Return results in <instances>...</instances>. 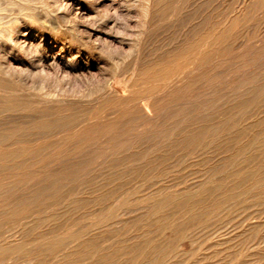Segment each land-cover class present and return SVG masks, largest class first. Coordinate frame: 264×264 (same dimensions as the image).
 <instances>
[{"label": "rangeland", "instance_id": "rangeland-1", "mask_svg": "<svg viewBox=\"0 0 264 264\" xmlns=\"http://www.w3.org/2000/svg\"><path fill=\"white\" fill-rule=\"evenodd\" d=\"M29 1L31 2L27 3V5L31 4V12L29 10L26 12L23 11L27 13L26 18H24L25 14L22 11L18 14L20 5L12 6L10 9L7 8V10L4 11L5 14H3L4 12L1 13L3 17L1 16L0 28L3 29L4 25L9 22L12 28L15 27L13 29L17 30V28H19L17 30L18 33L14 35L16 40L14 41L16 46L14 50L15 53L19 55L17 56L18 59H20L22 55V58L30 57L29 55L32 56V54H34L33 52L37 51L39 48L47 52L48 55L51 54V56H55L56 58L54 61L56 62L49 59L47 63L48 67L47 65H44V67L42 66V70L44 71L37 69L32 73V76H22L20 68L16 65L17 61L10 55V46L1 43L0 49H2V51L0 50V64L6 67H12V71L16 70L13 71L16 78L11 77L10 87L22 88L28 92V95L30 94V97L33 96L30 92L36 93L39 89L38 87H42L44 92L51 96L54 95L53 97L56 99L63 100V103H58L57 105L53 104L54 107H51V104L44 106L42 104L38 108L40 111L33 110L35 113L40 112V115L38 113L36 115L33 113V116V114H30L31 112H29V110H26V113L24 109L22 110V106L26 104L29 98V96L28 98L25 96L26 94H24L26 101L24 98H21L23 95L21 94L19 96L20 99L19 97H14V99L13 97L9 98L8 100L10 103L8 100L5 102L4 100L6 99L0 97L4 99L3 102H5L1 103L2 100L0 99V109H2L0 111V169H2L1 166L3 167V169L0 170V264H39L41 262V264H104L108 261L112 262L107 264H147L152 259V256L150 257L149 254L145 255L143 259L135 256L133 260H130L129 256L134 251L137 252V250H142L143 247L148 244L153 245L155 243L156 245L161 244L163 246L175 243L174 246H177L175 248L176 253L174 252V255L167 254V258H165L161 264H168L170 262V264H183V261L184 264H240L241 261V264H259L258 258H262V256L263 260H261V262L264 263V238H262L264 237V223H262L264 222V211H262L264 210V191H262L264 188V178H262L264 177L262 176L264 175V166L262 165L264 164V159L260 156V152L264 149V125H261L264 124V0H148L149 2L147 0ZM146 1L150 3V5L152 4V6H147ZM19 4L25 7L27 6L24 5V3ZM160 5H162L161 8ZM29 16L32 18H29ZM12 19L16 22L14 20L12 22ZM21 32H26L30 35L21 38L20 36L23 34ZM24 39L27 40L23 43ZM19 45L21 49L17 48ZM36 46L37 48L35 50ZM193 46L195 48L194 50ZM28 48H31V51H27L24 56L23 51H26ZM207 60H209L210 63L206 62ZM13 65L17 67V69L15 67L14 69ZM36 72L39 74L37 75ZM17 74L20 78L24 77L20 82L17 81ZM38 76L40 79H38ZM125 78H130L129 80L126 79V81L128 80L127 85L130 86V88L124 85L126 83L124 80ZM35 83L38 86H36ZM42 84H44L45 87ZM26 85H28V87ZM31 87L37 88V90L31 91ZM55 89L58 90L56 91ZM59 90H61V92ZM103 92L106 97H104ZM110 93L113 97L109 95ZM117 94H119V97L116 98V96H118ZM127 95L135 98L128 99ZM145 96L147 98H145L146 100L143 98ZM33 97L35 98V96ZM124 98H126V100H124ZM111 99V102H113L112 105H110L111 103L109 104ZM101 100H106V102L104 103V101L102 102ZM11 101H14L15 104L13 105ZM94 101L96 102L94 103ZM22 102L25 103L22 105ZM18 103L22 106H19ZM140 103L148 104V110L150 109L152 113L146 115ZM7 105L12 107L8 108ZM63 105H65L64 108H62ZM103 105L105 106L104 108ZM13 107H17L21 109V111L16 110V112L15 109L17 108ZM71 107L73 108L71 109ZM132 107L134 108L132 109ZM61 108L63 112L60 111ZM65 108L68 110H65ZM131 109L133 114H131ZM7 110L8 112H6ZM13 110L15 112L14 114ZM87 110H91L89 111L90 114ZM10 111L11 114L9 113ZM248 112L251 116L247 117L246 115H248ZM20 113L22 115L24 114V117H21L22 115ZM143 113L146 116L143 115ZM254 113L256 114L255 117L253 116ZM259 113L260 115H258ZM14 115L16 117L18 115V117L16 118ZM30 115H32V117ZM37 116H42L44 122L40 119L41 117L37 118ZM91 117L94 119V122ZM14 118H16L17 121H14ZM26 118L36 119L33 121L35 124H26L22 126L20 122L22 120H27ZM147 118H149V120H147ZM257 118H260L259 120L261 121ZM101 120L102 122H100ZM36 121H38L37 124ZM39 121L42 123H39ZM85 121L86 124H89H87L88 126H85ZM109 121L115 124H111ZM249 121H251V123ZM92 122L95 123L97 128H104H99V130H97L94 124V126H91ZM116 122H119V124L117 125ZM67 123H70L69 125L71 127L68 128L69 125ZM104 123L107 124L104 125ZM127 123L129 126H125ZM109 124L111 125L107 126ZM44 125L45 127L42 128ZM252 125L253 127L255 126L254 129ZM65 126L67 129L64 128ZM248 126L251 127L252 129H250L253 131L248 129ZM19 127L20 130L18 129ZM41 128L43 130H41ZM117 128L118 130H116ZM259 129H263V131ZM84 130L89 133H85ZM193 130H195V132H193ZM239 130L241 134H239ZM189 131H192V133ZM59 132L61 133L59 134ZM197 132H199L198 135ZM11 133L15 136H11ZM32 133H35V136ZM90 133L91 136H88ZM229 133L233 134L229 135ZM258 133L261 134L258 136ZM253 134H256L254 137L255 139L253 138ZM16 136L18 138L20 137V139L17 140ZM101 136H103L102 138L104 139H102ZM27 137L30 138V140L27 139ZM37 137L38 141H36ZM190 137H194L198 142V146L194 150L188 149V143L186 144V140H189L188 138ZM12 138H15L13 140L16 141V143ZM34 139L36 140L33 141ZM86 139H88V141ZM101 139L104 140L102 141L103 144L101 143ZM242 139L246 142L244 143ZM246 139H249L251 142L249 143V140ZM6 140L11 142L6 143ZM65 140H69V143L65 142L62 144ZM109 140L114 143L111 144ZM226 140L230 142L227 144ZM240 141L241 143H239ZM257 141L261 143V146ZM215 142H217V145ZM247 142L249 145L254 142L252 146L250 145L251 148ZM25 144L29 148L26 149V146H24ZM86 144L88 145L86 146ZM93 144H95V147ZM208 144H211L212 147ZM228 145L232 147L230 148ZM241 145H244V147L246 146L245 150ZM104 146H107V148H104ZM259 146L262 148L261 150ZM21 147H23L22 151ZM183 147L186 148L187 156ZM204 148L206 151L203 150L204 152H201V149ZM220 148L222 153L219 152ZM252 148H254V151L257 150L253 152ZM71 152L75 155H72ZM78 152L80 153L77 155L76 153ZM210 152L212 154H209ZM223 152L225 156L222 157ZM70 154L74 157H71ZM192 154H194V156H192ZM10 155L13 158H11ZM190 155L193 159L190 158L188 161L187 159L189 158L187 157H191ZM243 155L252 156L253 158L252 162L246 166V170L253 169L255 166L258 167L259 164L261 165L259 167L263 168V173L260 176L261 178L259 177L257 181L258 183L261 181L260 184L263 182V188L262 190H256L255 188L251 191L252 194L251 192L247 194V197L249 196L250 198L249 201L246 195L244 197L241 195L240 197L238 196L240 201H237L230 210L227 209V205L224 204L221 205V208L217 201L220 199L223 192H220L221 194L215 193V197L214 193L211 192L212 188L217 183L222 185L223 190H229L231 188L229 185H232L231 182L234 177L228 178L227 171L232 168L236 169V167H232L233 165L231 166L228 159L240 160L241 157H244ZM228 156L229 158L227 159L226 157ZM183 158L187 159L184 160ZM182 160H184L185 163ZM220 160L223 161L220 163ZM227 160L228 162L226 163ZM258 160L260 161L259 164ZM206 163L208 164L207 168L209 170L205 168V165H207ZM148 164L151 166H146ZM188 164L192 165L189 166ZM195 166H197V168ZM183 167L184 171L182 170ZM189 167H191L192 170ZM10 168L12 170L14 168L16 173H13ZM28 168L32 170L35 168L33 171L34 173ZM23 169H27L29 172L25 170V173ZM37 169H40L39 171L41 174ZM114 169L118 171H113ZM237 169L242 170V168ZM7 170L9 174L5 175L7 173L4 174L3 171ZM17 170H21L22 172L20 171V173ZM95 170L98 171L96 172ZM135 171H137L138 174L135 173ZM165 171L170 173L165 174ZM23 172L25 174H23ZM218 177L221 180H217L219 179ZM210 178L214 179L210 181ZM146 180H149V184ZM245 181L242 185L238 186L240 188L237 187L239 190L236 189L237 193H241L243 187H247L251 184L250 180H247L248 182ZM205 183H207V185ZM202 184L204 187H201ZM122 185L123 187H121ZM111 188L114 190V194ZM117 189H120L121 192ZM131 189L133 191H131ZM260 191L262 192L260 193ZM194 193L199 195H195ZM211 195H214L213 199ZM102 196H107V199ZM188 197L192 200L194 199L195 201H193L197 203H194L195 205L191 206L190 209H192V207H196V209L194 208L190 211V209H188L189 207H187V210L185 209V211H183V209L180 210L179 207L177 208L176 204L178 201ZM200 198H202L203 204L201 201L199 202V200H201ZM207 198H210L208 199L209 203L207 202ZM250 200H252V202H250ZM157 204H160V206ZM206 204L208 205L206 206ZM242 206L245 207V211L240 209ZM159 208L161 210H159ZM217 208L222 210L220 211ZM174 210L178 212V215ZM232 210L234 211L231 212ZM186 211H194L197 215H200V217H195L190 220L186 217ZM203 211L205 212L203 213ZM255 212L260 213L259 217L249 220V217ZM262 212L263 214H261ZM179 213L182 214L180 215ZM147 214L150 216L152 215L151 219H147L150 218ZM247 215L249 216L247 217ZM161 216L162 218H159ZM171 217L175 218L172 220ZM159 219L163 220L164 224L156 225V223H154ZM170 220L171 223L168 222ZM177 220L184 225H182V223L180 225ZM175 221L179 223V225L175 224ZM256 221L259 222L258 224L262 225L259 234V238L261 239L258 245V253H260L261 257L258 258L254 256L255 250L252 249L253 241L249 239L248 233H244L248 226L247 223H255ZM134 222L135 224H133ZM166 224H169L168 228ZM227 224L229 225L227 226ZM120 225L121 227H119ZM164 227L165 229H163ZM173 227L180 228L181 231L183 230L182 238L173 233ZM239 230L240 232L238 233ZM192 235L194 236L192 237ZM194 237L195 239L197 238V240H194ZM158 238L160 241H156ZM175 239L177 242L174 241ZM242 239H245L246 242L241 246L233 243L234 240L240 241ZM187 240H189V242H187ZM181 241L184 244L181 243ZM142 243L144 245L147 244L144 246ZM222 243H224V245ZM231 243L233 244L231 245ZM262 246L263 248H261ZM225 247H227V249ZM121 249H123V251ZM193 249L195 250L193 251ZM16 251L19 253L17 254ZM197 251L199 253L196 254ZM212 257L214 258L211 259ZM108 258L113 260H108ZM183 258L185 260H183ZM175 259L179 262L177 263ZM94 261H96V263Z\"/></svg>", "mask_w": 264, "mask_h": 264}, {"label": "bare ground", "instance_id": "bare-ground-1", "mask_svg": "<svg viewBox=\"0 0 264 264\" xmlns=\"http://www.w3.org/2000/svg\"><path fill=\"white\" fill-rule=\"evenodd\" d=\"M33 1H34V0H33ZM147 1H148V0H147ZM147 1H146L147 6H148V5H149V6H152V4L150 5V3H147ZM149 1H150V0H149ZM149 1H148V2H149ZM30 2H31V1H29V0H0V21L2 20V17H3V15H2L1 13H3L4 11H6L7 8L10 9V7L15 6V5H16V6H17V5H18V6L20 5V7H19L20 9L18 10V11H19L18 14L21 13V11H22V12H23V11L26 12L27 10H29V11L31 12V10H30V8H31V4H28V5H27V3H30ZM3 3H4V4H3ZM19 3H24V5H27L29 8H28L27 6H26V7H25V6H22V5L19 4ZM54 3H55V2H54ZM144 3H145V2H144ZM2 4H3V5H2ZM56 5H57V4H56ZM2 6H4V7H2ZM57 6H58V5H57ZM154 6H155V5H154ZM154 6H153V8H154ZM161 6H162V5H160V8H161ZM37 7H38V6H37ZM54 7H55V6H54ZM151 8H152V7H151ZM148 9H149V8H148ZM154 9H155V8H154ZM155 10H156V9H155ZM155 10H154V11H155ZM11 11H13V10H11ZM157 11H158V10H157ZM9 12H10V11H9ZM147 12H148V11H147ZM149 12H150V11H149ZM158 12H159V11H158ZM15 13H17V12H15ZM23 13H24V12H23ZM3 14H5V12H4ZM24 14H25V17H24V18H26V14H27V13H24ZM11 15H12V14H11ZM22 15H23V14H22ZM43 15H44V14H43ZM145 15H146V14H145ZM1 16H2V17H1ZM4 17H5V16H4ZM11 17H12V16H11ZM17 18H18V17H17ZM17 18H15V19H17ZM29 18H32V17L29 16ZM33 18H34V17H33ZM9 20H10V19H9ZM13 20H14V19H12V22H13ZM14 21H15V20H14ZM32 21H33V20H32ZM34 21H36V20H34ZM15 22H16V21H15ZM22 22H23V21H22ZM1 23H2V22H1ZM0 25H1V24H0ZM2 26H3V25H2ZM16 26H17V25H16ZM13 28H15V27H13ZM13 28L11 27L10 22L7 23V24H5L4 27H3V29L0 28V29H1V30H0V44H1V43H4V44H7L8 46H10V47H9V48H11L10 55H11V57H13L14 60L17 61V62H16V65L20 68V70H21V71H20L21 75H22V76H25V77H28V76H30V75L32 76V73H33L35 70H37V69H41V71H44V70H42V66L44 67V65H47L49 59H50V60L52 59V60L54 61V59H55L56 57L53 56V55L51 56V54L48 55L47 52H45L44 50L39 49V48H38L37 51H35L36 48H37V46H36V47H35V50H34L35 52H33L34 54H32V56L29 55L30 57H26V58L23 57V58H22V56H23V55H22V56H20L21 58L18 59L17 56H19V55H18L17 53H15V50H14L15 47H16V46H15V42H14V41H16L15 38H14V35H15L16 33H18L17 30H18L19 28H17V30H16V29H13ZM54 29H55V28H54ZM212 30H214V29H212ZM27 32H28V31H27ZM194 32H195V31H194ZM21 33H23V32H21ZM19 34H20V33H19ZM189 34H190V33H189ZM203 34H204V33H203ZM29 35H30L29 33H26V32H25V33H23L20 37L22 38V37H26V36H29ZM187 36H188V33H187ZM26 40H27V39H24V40H23V43H24ZM29 40H30V39H29ZM195 40H196V39H195ZM19 41H22V40H19ZM19 41H17V42H19ZM181 41H182V40H181ZM17 42H16V43H17ZM19 44H20V43H19ZM21 44H22V43H21ZM25 44H26V43H25ZM28 45H29V44H28ZM167 45H168V44H167ZM178 45H179V44H178ZM3 46H4V45H3ZM24 46H25V45H24ZM26 46H27V45H26ZM29 46H30V45H29ZM29 46H27V47H29ZM33 46H34V45H33ZM22 47H23V46H22ZM31 47H32V46H31ZM0 48H1V46H0ZM17 48H20V45H19V47H17ZM32 48H33V47H32ZM61 48H62V47H61ZM20 49H21V48H20ZM25 49H26V48H25ZM30 49H31V48H30ZM30 49L28 48L26 51H23L24 56L26 55V52H27V51H31ZM194 49H195V48H194V46H193V50H194ZM0 50L2 51V49H0ZM22 50H23V49H22ZM191 50H192V48H191ZM193 50H192V51H193ZM5 51H6V50H5ZM192 51H191V52H192ZM20 52H21V51H20ZM24 52H25V53H24ZM2 53H4V52H2ZM6 54H7V53H6ZM6 54H5V55H6ZM21 54H22V53H21ZM21 54H20V55H21ZM3 55H4V54H3ZM3 55H2V56H3ZM205 55H206V54H205ZM8 56H9V55H8ZM8 56H7V57H8ZM73 56H74V55H73ZM73 56H72V57H73ZM207 56H208V54H207ZM69 57H70V56H69ZM69 57H68V59H69ZM208 57H209V56H208ZM208 57H207V58H208ZM1 58H2V57H1ZM70 58H71V57H70ZM74 58H75V57H74ZM74 58H73V59H74ZM204 58H205V57H204ZM209 59H210V58H209ZM75 60H76V59H75ZM135 60H136V59H135ZM204 60H205V59H204ZM65 61H66V60H65ZM68 61H69V60H68ZM54 62H56V61H54ZM75 62H76V61H75ZM206 62H209V63H210L209 60H207ZM49 63H50V61H49ZM51 63H52V62H51ZM68 63H69V62H68ZM70 63H71V61H70ZM73 63H74V61H73ZM209 63H208V64H209ZM53 64H54V63H53ZM205 64H206V63H205ZM49 65H50V64H49ZM55 65H56V64H55ZM57 65H59V64H57ZM76 66H77V65H76ZM196 66H197V65H196ZM206 66H207V65H206ZM14 67H15V66L13 65V68H14ZM47 67H48V65H47ZM50 67H51V66H50ZM59 67H60V66H59ZM65 67H66V66H65ZM15 68L17 69V67H15ZM15 68H14V69H15ZM57 68H58V67H57ZM189 68H190V67H189ZM189 68H188V69H189ZM60 69H61V68H60ZM60 69H59V70H60ZM70 69H71V68H70ZM192 69H193V68H192ZM190 70H191V69H190ZM13 71H16V70H13ZM13 71H12V67H6V66L0 64V97H3V98L6 99V100H4V99H1V98H0V99L2 100L1 103H5V102H7V100H8L9 98H11V97H13V99H14V97H19L21 94H23V95H22L23 97L21 96V98H24L25 96H27V98H28V96H29V98L27 99V101H26V99L24 98V100L26 101V104H24L25 102H24V103L22 102V105L24 104L23 106H22L21 104L19 105V103H18V105H19V106H22V110L24 109V112H25L26 110H27V111L29 110V112H31L30 114L35 113V112H33V110H34V111H40V110H38V108H39V106L42 105V104H43V106H44V105H50V104H51V107H52L53 104L57 105L58 103H59V104H62V103H63V100L61 101L60 99H56V98L53 97L54 95L51 96V95H49L48 93L44 92L42 87H38V88H39L38 90H37V88H34V87H33V88H32V87L30 88L31 91H34V90L36 91V90H37L36 93H35V92H34V93H33V92H30V93L33 94V96H35V98H34L33 96L30 97V94L28 95V92L25 91V90L22 89V88H19V87H17V86H16L17 88H15V87H14V88H13V87H10V86H11V79H12L11 77H15V76H14L15 73H13ZM49 71H50V70H49ZM113 71H115V70H113ZM192 71H193V70H192ZM140 72H141V71H140ZM140 72H139V73H140ZM189 72H190V71H189ZM36 73H37V72H36ZM41 73H44V72H41ZM73 73H74V72H73ZM34 74H35V73H34ZM38 74H39V73H37V75H38ZM44 74H45V73H44ZM58 74H59V73H58ZM140 74H141V73H140ZM188 74H189V73H188ZM130 75H131V73H130ZM176 75H177V74H176ZM176 75H175V76H176ZM17 76H18V74H17ZM22 76H21V77H22ZM35 76H36V74H35ZM127 76H128V75H127ZM161 76H162V75H161ZM66 77H67V76H66ZM15 78H16V77H15ZM23 78H24V77L20 78V77L18 76V77H17V79H18L17 81L20 82V80L23 79ZM31 78H32V77H31ZM162 78H163V77H162ZM172 78H173V77H172ZM181 78H182V75H181ZM38 79H40L39 76H38ZM112 79H113V78H112ZM126 79L129 80L130 78H125L124 80L126 81ZM175 79H177V78H175ZM179 79H180V78H179ZM8 80H9V81H8ZM128 80H127L126 83L124 84V85H126V87L128 86V85H127ZM14 81H15V80H14ZM130 81H131V80H130ZM21 82H22V81H21ZM23 82H24V80H23ZM39 82H40V81H39ZM9 83H10V84H9ZM17 83H18V82H17ZM24 83L26 84V82H24ZM121 83H122V81H121ZM121 83H120V84H121ZM8 84H9V85H8ZM20 84H21V83H20ZM25 84H24V85H25ZM35 84H36V83H35ZM39 84H40V83H39ZM113 84H114V83H113ZM131 84H132V83H131ZM216 84H217V83H216ZM15 85H16V84H15ZM29 85H30V84H29ZM42 85H44V84H42ZM90 85H91V84H90ZM121 85H122V84H121ZM21 86H22V85H21ZM26 86L28 87V85H26ZM36 86H38V85L36 84ZM39 86H41V85H39ZM110 86H111V85H110ZM27 87H26V89H27ZM44 87H45V85H44ZM108 87H109V86H108ZM128 87L130 88V86H128ZM251 87H252V86H251ZM105 88H106V87H105ZM55 90H56V89H55ZM57 90H58V89H57ZM57 90H56V91H57ZM106 90H107V89H106ZM106 90H105V92H106ZM122 90H123V89H122ZM182 90H183V89H182ZM59 91L61 92V90H59ZM119 91H120V90H119ZM119 91H118V92H119ZM109 92H110V91H109ZM118 92H116V93H118ZM147 92H148V91H147ZM149 92H150V91H149ZM151 92H152V91H151ZM58 93H59V92H58ZM93 93H94V92H93ZM103 93H104V92H103ZM111 93H112V92H111ZM111 93L109 94L110 96H112ZM116 93H115V94H116ZM125 93H126V92H125ZM141 93H142V92H141ZM24 94H26V95L24 96ZM95 94H96V93H95ZM107 94H108V93H107ZM112 94H113V93H112ZM186 94H187V93H186ZM117 95H118V96H116V98L119 97V94H117ZM148 95H149V94H148ZM85 96H87V95H85ZM91 96H92V95H91ZM100 96H102V95H100ZM127 96H128V95H127ZM149 96H150V95H149ZM149 96H148V97H149ZM191 96H192V95H191ZM55 97H56V96H55ZM88 97H89V96H88ZM97 97H98V96H97ZM104 97H106V96H105V93H104ZM112 97H113V96H112ZM112 97H111V98H112ZM121 97H122V96H121ZM124 97H125V96H124ZM186 97H187V96H186ZM98 98H99V97H98ZM98 98H97V101H98ZM102 98H103V97H102ZM122 98H123V97H122ZM129 98H133V99H134L135 97H133V96H132V97H129V96H128V99H129ZM138 98H139V97H138ZM140 98H142V97H140ZM143 98L145 99L146 96L143 97ZM143 98H142V99H143ZM151 98H152V97H151ZM17 99H18V98H17ZM19 99H20V97H19ZM89 99H91V98H89ZM95 99H96V98H95ZM109 99H110V98H109ZM114 99H115V98H114ZM119 99H120V98H119ZM146 99H147V98H146ZM146 99H145V100H146ZM148 99H149V98H148ZM3 100H4L5 102H3ZM21 100H22V99H21ZM80 100H81V99H80ZM92 100H93V97H92ZM99 100H100V98H99ZM106 100H107V99H106ZM106 100H105V101L103 100L104 103L106 102ZM124 100H126V98H124ZM131 100H132V99H131ZM131 100H130V101H131ZM139 100H140V99H139ZM204 100H205V99H204ZM14 101H15V100H14ZM14 101H11V102L13 103V105L15 104ZM101 101H102V100H101ZM103 101H102V102H103ZM108 101H109V100H108ZM108 101H107V103H108ZM111 101H112V99L109 101V104L111 103L110 105H112V103H113V102H111ZM113 101H114V100H113ZM130 101H129V102H130ZM135 101H136V100H135ZM150 101H151V100H150ZM150 101H149V102H150ZM8 102H9V100H8ZM66 102H67V101H66ZM91 102H93V101H91ZM95 102H96V101H94V103H95ZM115 102H116V101H115ZM117 102H118V101H117ZM123 102H124V101H123ZM132 102H133V100H132ZM147 102H148V101H147ZM1 103H0V105H1ZM9 103H10V102H9ZM12 103H11V104H12ZM77 103H78V102H77ZM100 103H101V102H100ZM125 103H126V102H125ZM127 103H128V100H127ZM133 103H134V102H133ZM6 104H8V103H6ZM70 104H71V103H70ZM85 104H86V103H85ZM114 104H115V103H114ZM140 104L142 105V109L144 110V112L146 113V115L149 114V113H152V112H150V109L148 110V106H147L148 104H147V105H146V103H143V104L140 103ZM94 105H95V104H94ZM104 105H105V104H104ZM104 105H103V108L105 107ZM106 105H107V104H106ZM7 106H8V105H7ZM7 106H6V107H7ZM9 106H10V104H9ZM9 106H8V108H11V107H12V106H11V107H9ZM16 106H17V105H16ZM64 106H65V105H63L62 108H64ZM89 106H90V105H89ZM101 106H102V105H101ZM114 106H115V105H114ZM114 106H112V107H114ZM130 106H131V105H130ZM153 106H154V105H153ZM6 107H5V108H6ZM53 107H54V106H53ZM68 107H69V106H68ZM98 107H99V105H98ZM108 107H109V106H108ZM13 108H17V107H13ZM13 108H12V109H13ZM20 108H21V107H20ZM44 108H45V107H44ZM44 108H43V109H44ZM62 108H61V109H62ZM66 108H67V107H66ZM66 108H65V110H68V109H66ZM72 108H73V107H71V109H72ZM110 108H111V107H110ZM126 108H127V107H126ZM126 108H125V110H126ZM133 108H134V107H132V109H133ZM6 109H7V108H6ZM47 109H48V108H47ZM51 109H52V108H51ZM61 109H60V111L63 112V109H62V110H61ZM90 109H91V108H90ZM92 109H94V108H92ZM114 109H115V108H114ZM132 109H131L130 111H132ZM139 109H140V108H139ZM1 110H2V109H0V111H1ZM16 110H20V111H21V109H18V108L15 109V111H16ZM45 110H46V109H45ZM58 110H59V109H58ZM65 110H64V112H65ZM137 110H138V109H137ZM20 111H19V112H20ZM42 111H44V110H42ZM56 111H57V110H56ZM76 111H77V110H76ZM87 111H88V110H87ZM89 111H91V110H89ZM89 111H88V112H89ZM92 111H93V110H92ZM134 111H135V109H134ZM154 111H156V110H154ZM248 111H249V110H248ZM261 111H262V110H261ZM6 112H8V110H7ZM16 112H17V111H16ZM24 112H22V113H24ZM47 112H48V111H47ZM57 112H58V111H57ZM57 112H56V113H57ZM67 112H68V111H67ZM69 112H70V111H69ZM88 112H87V113H88ZM135 112H136V111H135ZM2 113H3V111H2ZM9 113L11 114V111H10ZM14 113H15V112H14V110H13V114H14ZM25 113H26V112H25ZM37 113L39 114L40 112H37ZM37 113H35V115H36ZM56 113H55V114H56ZM91 113H92V112H91ZM130 113H131V112H130ZM153 113H154V112H153ZM155 113H156V112H155ZM243 113H244V112H243ZM251 113H252V112H251ZM256 113H257V112H256ZM13 114H12V115H13ZM20 114H21V113H20ZM46 114H47V113H46ZM50 114H51V113H50ZM53 114H54V113H53ZM53 114H52V115H53ZM69 114H70V113H69ZM89 114H90V112H89ZM92 114H93V113H92ZM92 114H91V115H92ZM131 114H133V111H132ZM134 114H135V113H134ZM246 114H247V113H246ZM263 114H264V113H263ZM263 114H262V115H263ZM21 115H22V114H21ZM23 115H24V114H23ZM23 115H22L21 117H24ZM39 115H40V114H39ZM64 115H65V114H64ZM84 115H85V114H84ZM86 115H87V114H86ZM91 115H90V116H91ZM140 115H141V114H140ZM140 115H139V117H140ZM143 115H145V114L143 113ZM143 115H142V116H143ZM146 115H145V116H146ZM149 115H150V114H149ZM255 115H256V114L254 113L253 116L255 117ZM258 115H260V113H259ZM262 115H261V116H262ZM6 116H7V115H6ZM26 116H27V115H26ZM30 116L32 117V115H30ZM33 116H34V114H33ZM59 116H60V115H59ZM88 116H89V115H88ZM88 116H87V117H88ZM92 116H94V115H92ZM96 116H97V115H96ZM129 116H130V115H129ZM133 116H134V115H133ZM178 116H179V115H178ZM246 116L248 117V116H251V115H250V113L248 112V115H246ZM261 116H260V117H261ZM263 116H264V115H263ZM10 117H11V115H10ZM14 117H16V116L14 115ZM17 117H18V115H17ZM17 117H16V118H17ZM38 117H41L40 119H41L42 121L44 120V118H43L42 116H37V118H38ZM46 117H47V116H46ZM46 117H45V118H46ZM50 117H51V116H50ZM55 117H56V116H55ZM84 117H86V116H84ZM94 117H95V116H94ZM106 117H107V116H106ZM116 117H117V116H116ZM148 117H149V116H148ZM243 117H245V116H243ZM257 117H259V116H257ZM1 118H2V117H1ZM16 118H14V121H17ZM19 118H20V117H19ZM19 118H18V119H19ZM33 118H35V117H33ZM33 118H31V119H27V118H26L27 120H25V121L22 120L21 122H20V121H19V122H20V124H21L22 126H24V125H26V124H27V125H32V124H35L33 121L36 120V119L33 120ZM42 118H43V119H42ZM47 118H48V117H47ZM63 118H64V117H63ZM89 118H90V117H89ZM97 118H98V116H97ZM97 118H95V119H97ZM100 118H102V117H100ZM124 118H125V117H124ZM130 118H132V117H130ZM251 118H252V117H251ZM251 118H250V119H251ZM262 118H263V117H262ZM12 119H13V118H12ZM22 119H24V118H22ZM53 119H54V118H53ZM83 119H85V118H83ZM91 119H92V117H91ZM91 119H89V120H90V121L93 120V122H94V119H92V120H91ZM117 119H119V118H117ZM120 119H121V118H120ZM142 119H143V118H142ZM144 119H145V118H144ZM150 119H151V118H150ZM243 119H245V118H243ZM243 119H242V120H243ZM247 119H249V118H247ZM257 119H258V118H257ZM259 119H260V118H259ZM259 119H258V120H259ZM5 120H6V119H5ZM5 120H4V121H5ZM9 120H10V119H9ZM37 120H38V119H37ZM46 120H47V119H46ZM54 120H55V119H54ZM56 120H57V119H56ZM98 120H99V119H98ZM98 120H97V122H98ZM104 120H105V119H104ZM106 120H107V119H106ZM115 120H116V119H115ZM133 120H134V119H133ZM140 120H141V119H140ZM145 120H146V119H145ZM147 120H149V118H147ZM263 120H264V119H263ZM10 121H11V120H10ZM57 121H59V120H57ZM83 121H84V120H83ZM86 121H87V120H86ZM86 121H85V126L88 124V123L86 124ZM95 121H96V120H95ZM125 121H126V120H125ZM136 121H137V119H136ZM143 121H144V120H143ZM244 121H245V120H244ZM247 121H248V120H247ZM259 121H261V120H259ZM1 122H2V121H1ZM19 122H17V123H19ZM40 122H41V121H39V123H40ZM43 122H44V121H43ZM93 122H92L91 126H92L93 124L95 125V123H93ZM97 122H96V123H97ZM100 122H102V120H101ZM109 122L111 123V121H109ZM109 122H107V123H109ZM181 122H182V121H181ZM245 122H246V121H245ZM245 122H244V123H245ZM249 122L251 123V121H249ZM2 123H3V122H2ZM10 123H11V122H10ZM13 123H14V122H13ZM37 123H38V121H36V124H37ZM41 123H42V122H41ZM72 123H73V122H72ZM78 123H79V122H78ZM78 123H77V124H78ZM98 123H99V122H98ZM107 123H104V125L107 124ZM113 123H114V122H112L111 124H113ZM183 123H184V122H183ZM247 123H248V122H247ZM250 123H248V124H250ZM67 124H68V123H67ZM69 124H70V123H69ZM69 124H68V125H69ZM79 124H80V123H79ZM79 124H78V125H79ZM82 124H83V123H82ZM111 124H109V125H107V126H110ZM114 124H115V123H114ZM116 124L118 125L119 122H118V123L116 122ZM142 124H143V123H142ZM242 124H243V123H242ZM254 124H255V123H254ZM41 125H42V124H41ZM88 125H89V124H88ZM88 125H87V126H88ZM94 125H93V126H94ZM98 125H99V124H98ZM174 125H175V124H174ZM229 125H230V124H229ZM235 125H236V124H235ZM245 125H246V124H245ZM245 125H244V126H245ZM256 125H257V124H256ZM261 125H264V124H261ZM63 126H64V124H63ZM63 126H62V127H63ZM76 126H77V125H76ZM76 126H73V127H76ZM102 126H103V124H102ZM115 126H116V125H115ZM119 126H120V125H119ZM125 126H129L128 123H127V125H125ZM220 126H221V125H220ZM237 126H238V125H237ZM250 126H251V125H250ZM40 127H41V126H40ZM40 127H39V128H40ZM44 127H45V125H44L42 128H44ZM47 127H48V126H47ZM47 127H46V128H47ZM62 127H61V128H62ZM69 127H71V126L69 125L68 128H69ZM94 127H96V125H95ZM113 127H114V126H113ZM221 127H222V126H221ZM242 127H243V125H242ZM242 127H241V128H242ZM245 127H246V126H245ZM248 127H249V126H248ZM252 127H253V125H252ZM254 127H255V126H254ZM254 127H253V129H254ZM259 127H260V126H259ZM259 127H257V128H259ZM7 128H8V127H7ZM42 128H41V130H43ZM64 128L67 129L66 126H65ZM77 128H78V127H77ZM96 128H97V127H96ZM99 128H102V129H103L104 127H99ZM99 128H97V130H99ZM108 128H109V127H108ZM169 128H170V127H169ZM210 128H211V127H210ZM210 128H209V129H210ZM215 128H220V127H215ZM229 128H231V127H229ZM250 128H251V127H249L248 129H250ZM18 129L20 130V127H19ZM70 129H71V128H70ZM70 129H69V130H70ZM74 129H75V128H74ZM80 129H81V128H80ZM92 129H93V128H92ZM102 129H101V130H102ZM202 129H203V128H202ZM204 129H205V128H204ZM209 129H208V130H209ZM238 129H239V128H238ZM251 129H252V128H251ZM251 129H250V130H251ZM48 130H50V129H48ZM85 130H86V129H85ZM85 130H84V131H85ZM116 130H118V128H117ZM116 130H115V131H116ZM123 130H124V129H123ZM125 130H126V129H125ZM196 130H197V129H196ZM200 130H201V129H200ZM241 130H242V129H241ZM250 130H249V131H250ZM259 130H262V131H263V129H259ZM259 130H258V131H259ZM8 131H9V130H8ZM51 131H52V130H51ZM51 131H49V132H51ZM60 131H62V130H60ZM64 131H65V130H64ZM67 131H68V130H67ZM92 131H93V130H92ZM128 131H129V130H128ZM198 131H199V129H198ZM243 131H244V130H243ZM245 131H246V129H245ZM247 131H248V130H247ZM251 131H253V130H251ZM251 131H250V132H251ZM256 131H257V130H256ZM65 132H66V131H65ZM87 132H88V131H85V133H87ZM113 132H114V131H113ZM113 132H111V133H113ZM125 132H126V131H125ZM189 132H190V131H189ZM193 132H195V130H193ZM211 132H212V131H211ZM222 132H223V131H222ZM222 132H221V133H222ZM224 132H225V130H224ZM234 132H235V131H234ZM250 132H249V133H250ZM263 132H264V131H263ZM60 133H61V132H59V134H60ZM76 133H77V132H76ZM85 133H84V134H85ZM88 133H89V132H88ZM91 133H92V132H91ZM91 133H90V135H88V136H91ZM108 133H109V132H108ZM190 133H192V131H191ZM198 133H199V132H197V135H198ZM225 133H226V132H225ZM225 133H224V134H225ZM244 133H245V132H244ZM253 133H254V132H253ZM256 133H257V132H256ZM261 133H262V132H261ZM261 133H260V134H261ZM12 134H13V133H11L10 135H11V136H15V135H12ZM19 134H20V133H19ZM29 134H30V133H29ZM32 134H33V133H32ZM34 134H35V133H34ZM34 134H33V135H34ZM36 134H37V133H36ZM80 134H81V133H80ZM92 134H93V133H92ZM129 134H130V133H129ZM161 134H162V133H161ZM178 134H179V133H178ZM182 134H183V133H182ZM186 134H188V133H186ZM204 134H205V133H204ZM207 134H208V133H207ZM209 134H210V133H209ZM216 134H217V133H216ZM232 134H233V133H231V134L229 133V135H232ZM235 134H236V133H235ZM235 134H234V135H235ZM239 134H241V133H240V130H239ZM260 134L258 133V136H259ZM33 135H31V136H33ZM37 135H38V134H37ZM65 135H66V134H65ZM86 135H87V134H86ZM95 135H98V134H95ZM109 135H110V133H109ZM109 135H108V136H109ZM124 135H125V133H124ZM225 135H226V134H225ZM236 135H237V134H236ZM245 135H246V134H245ZM253 135H254V134H253ZM255 135H256V134H255ZM255 135L253 136V138L255 137ZM0 136H1V135H0ZM24 136H25V135H24ZM34 136H35V135H34ZM66 136H68V135H66ZM69 136H70V135H69ZM69 136H68V137H69ZM88 136H87V137H88ZM110 136H111V135H110ZM127 136H128V135H127ZM177 136H180V135H177ZM181 136H182V135H181ZM183 136H184V135H183ZM188 136H191V135H188ZM188 136H187V137H188ZM193 136H194V135H193ZM199 136H200V134H199ZM199 136H197V137H199ZM223 136H224V135H223ZM246 136H247V135H246ZM246 136H245V137H246ZM250 136H251V135H250ZM4 137H5V136H4ZM16 137H17V136H16ZM70 137H71V136H70ZM78 137H80V136H78ZM85 137H86V136H85ZM102 137H103V136H101V138H102ZM163 137H164V136H163ZM202 137H203V135H202ZM218 137H219V136H218ZM225 137H226V136H225ZM228 137H229V136H228ZM228 137H227V139H228ZM238 137H239V135H238ZM240 137H241V135H240ZM248 137H249V136H248ZM48 138H49V137H48ZM64 138H65V137H64ZM64 138H62V139H64ZM89 138H91V137H89ZM105 138H106V137H105ZM112 138H113V137H112ZM249 138H250V137H249ZM261 138H262V137H261ZM7 139H8V138H7ZM13 139H15V138H12V140H13ZM18 139H20V137H19V138L17 137V140H18ZM24 139H25V138H24ZM27 139L30 140V138H28V137H27ZM27 139H26V140H27ZM99 139H100V138H99ZM102 139H104V138H102ZM102 139H101V143L103 144L102 141H104V140H102ZM126 139L129 140L128 138H126ZM157 139H158V138H157ZM188 139H189V140H186V144L188 143V144H187L188 149L194 150V149L198 146V142L196 141V139H194V137H190V138H188ZM219 139H220V138H219ZM229 139H230V138H229ZM232 139H233V138H232ZM234 139H235V136H234ZM244 139H245V138H244ZM244 139H242V141H243ZM254 139H255V138H254ZM0 140H1V138H0ZM8 140H9V139H8ZM35 140H36V139H34L33 141H35ZM86 140L88 141V139H86ZM127 140H126V141H127ZM209 140H210V136H209ZM214 140H216V139H214ZM224 140H225V138H224ZM239 140H240V139H239ZM246 140H249V139H246ZM251 140H252V139H251ZM259 140H260V139H259ZM13 141H14V140H13ZM21 141H22V139H21ZM36 141H38V137H37V140H36ZM59 141H60V140H59ZM68 141H69V140H68ZM68 141L65 140L64 142H62V144L65 143V142H68ZM91 141H92V140H91ZM96 141H97V139H96ZM99 141H100V140H99ZM99 141H98V142H99ZM109 141L111 142V140H109ZM112 141H114V140H112ZM177 141H178V140H177ZM212 141H213V140H212ZM232 141H233V140H232ZM232 141H231V143H232ZM260 141H261V140H260ZM1 142H2V141H1ZM5 142L7 143L8 141L6 140ZM9 142H11V141H9ZM9 142H8V143H9ZM14 142L16 143V141H14ZM25 142H26V141H25ZM80 142H81V140H80ZM94 142H95V141H94ZM98 142H97V143H98ZM107 142H108V140H107ZM224 142H225V141H224ZM226 142H227V144H228L230 141H227V140H226ZM236 142H237V141H236ZM245 142H246V141L244 140V143H245ZM250 142H251V141L249 140V143H250ZM254 142H256V141H254ZM254 142H252V143H254ZM263 142H264V141H263ZM30 143H31V141H30ZM30 143H29V144H30ZM34 143H35V142H34ZM68 143H69V142H68ZM68 143H67V144H68ZM84 143H85V142H84ZM91 143H92V142H91ZM99 143H100V142H99ZM99 143H98V144H99ZM112 143H114V142H111V144H112ZM179 143H180V142H179ZM205 143H206V142H205ZM208 143H209V142H208ZM213 143H214V142H213ZM215 143H216V145H217V142H215ZM233 143H234V141H233ZM239 143H241V141H240ZM252 143L250 144L251 146H252ZM257 143L259 144L260 142L257 141ZM29 144H28V145H29ZM57 144H58V143H57ZM70 144H71V143H70ZM77 144H78V143H77ZM107 144H108V143H107ZM176 144H177V143H176ZM211 144H212V143H211ZM211 144H208V145H209L210 147H212ZM235 144H236V143H235ZM235 144H234V145H235ZM247 144H248V142H247ZM263 144H264V143H263ZM2 145H3V142H2ZM87 145H88V144H86V146H87ZM99 145H101V144H99ZM179 145H180V144H179ZM181 145H182V144H181ZM216 145H215V146H216ZM222 145H223V144H222ZM245 145H246V144H245ZM248 145H249V144H248ZM250 145H249V147H250ZM256 145H257V144H256ZM259 145L261 146V143H260ZM10 146H11V145H10ZM24 146H26V149L29 148L26 144H25ZM24 146H23V147H24ZM93 146L95 147V144H93ZM93 146H92V148H93ZM200 146H201V142H200ZM220 146H221V144H220ZM228 146H229V145H228ZM235 146H236V145H235ZM241 146L244 147V145H241ZM253 146H254V145H253ZM260 146H259V147H260ZM2 147H3V146H2ZM23 147H21V151H22ZM30 147H31V144H30ZM81 147H82V146H81ZM88 147H89V146H88ZM97 147H98V146H97ZM178 147H179V146H178ZM178 147H177V148H178ZM216 147H217V146H216ZM221 147H222V146H221ZM229 147H230V146H229ZM231 147H232V146H231ZM231 147H230V148H231ZM239 147H240V146H239ZM243 147H242V148H243ZM245 147H246V146H245ZM245 147H244V150H245ZM249 147H247V148H249ZM254 147H255V146H254ZM257 147H258V145H257ZM3 148H4V147H3ZM7 148H8V147H7ZM90 148H91V147H90ZM98 148H99V147H98ZM101 148H102V147H101ZM104 148H107V146H106V147L104 146ZM167 148H168V147H167ZM174 148H175V147H174ZM183 148H184L185 151H186V148H185V147H183ZM183 148H182V149H183ZM213 148H214V147H213ZM222 148H223V147H222ZM234 148H235V147H234ZM234 148H233V150H234ZM250 148H251V147H250ZM78 149H79V148H78ZM147 149H148V148H147ZM175 149H176V148H175ZM188 149H187V150H188ZM218 149H219V148H218ZM252 149H253V152H255V151L257 150V149H256V150L254 151V148H252ZM259 149L261 150L262 148L260 147ZM18 150H19V149H18ZM24 150H25V149H24ZM91 150H92V149H91ZM93 150H94V149H93ZM203 150H205V148H204V149H201V152H202ZM212 150H213V149H212ZM236 150H237V149H236ZM239 150H241V149H239ZM244 150H243V151H244ZM25 151H26V150H25ZM84 151H85V150H84ZM168 151H169V150H168ZM177 151H178V150H177ZM177 151H176V152H177ZM180 151H181V150H180ZM205 151H206V150H205ZM216 151H217V150H216ZM229 151H230V150H229ZM249 151H250V150H249ZM251 151H252V150H251ZM76 152H77V151H76ZM85 152H86V151H85ZM176 152H175V153H176ZM182 152H183V151H182ZM194 152H195V151H194ZM203 152H204V151H203ZM219 152L222 153L221 148H220V151H219ZM226 152H227V151H226ZM230 152H232V151H230ZM241 152H242V151H241ZM241 152H240V153H241ZM246 152H247V151H246ZM2 153H3V152H2ZM14 153H15V152H14ZM73 153H74V152H73ZM79 153H80V152H78V153H76V154L78 155ZM169 153H170V152H169ZM179 153H180V152H179ZM199 153H200V152H199ZM5 154H7V153L5 152ZM5 154H4V155H5ZM71 154H72V152H71ZM71 154H70V155H71ZM111 154H112V153H111ZM173 154H174V153H173ZM181 154H182V153H181ZM195 154H196V153H195ZM197 154H198V153H197ZM200 154H201V153H200ZM207 154H208V153H207ZM207 154H206V155H207ZM209 154H212V153L210 152ZM214 154H215V152H214ZM218 154H219V153H218ZM230 154H234V153H230ZM247 154H250V153H247ZM257 154H258V153H257ZM0 155H1V154H0ZM11 155H12V154H11ZM11 155H10V156H11ZM13 155H14V154H13ZM21 155H22V154H21ZM72 155H75V154H72ZM72 155H71V157H74V156H72ZM164 155H165V153H164ZM171 155H172V154H171ZM198 155H199V154H198ZM227 155H228V154H227ZM235 155H237V154H235ZM258 155H259V154H258ZM7 156H8V154H7ZM10 156H9V157H10ZM186 156H187V151H186ZM188 156H189V153H188ZM190 156H191V155H190ZM192 156H194V154H192ZM192 156H191V157H187V158H189V159H187V158H186V159L189 161L190 158H192ZM223 156H225L224 152H223L222 157H223ZM229 156H230V155H229ZM229 156L226 157V158L228 159ZM239 156H241V155H239ZM243 156H244V157H243V158L241 157L240 160H235V159L232 160V159H230L231 156H230V158L228 159L229 162L231 163V166L233 165L232 167H236V169H233V168H232V169H230L229 171H227L228 178H229V177H230V178L234 177L233 180H232V182H231L232 185H231V184L229 185V186L231 187L229 190H223L222 185H221L220 183L215 184L213 188L210 187V186L213 184L212 182H211L212 184H211L210 186H208V187L212 188V191H211V192H213L214 195H215V193L217 194V193L223 192V194L221 195L220 199L217 201L218 204H220V207H221V208H222L221 205L224 204V205H227V209L230 210L231 208H233V206L236 204L237 201H240V200H239V199H240L239 197H240L241 195H242L243 197L246 195V197H247V194H249L253 189L256 188V190H257V189L262 190V188H263V184H264V183L262 182L263 184H262V183L260 184L261 181H259V183L257 182L258 179H259V177H260V176L262 175V173H263V172H262L263 168H262V167H259V166H261V165L259 164L260 161L258 160V161H259V162H258V164H259L258 167L255 166V168H253V169H250V170L248 169V170H246V169H247L246 166H248V164H250V163L252 162L253 158H252V156H245V155H243ZM255 156L258 157L257 155H255ZM260 156L262 157V159H264V149L260 152ZM68 157H70V156H68ZM168 157H169V156H168ZM195 157H196V156H195ZM200 157H201V156H200ZM200 157H199V158H200ZM202 157H203V155H202ZM205 157H206V156H205ZM256 157H255V158H256ZM2 158H4V157H2ZM11 158H13V157L11 156ZM181 158H182V157H181ZM255 158H254V159H255ZM6 159H7V158H6ZM14 159H15V158H14ZM183 159H184V158H183ZM186 159H184V160H186ZM192 159H193V158H192ZM196 159H198V158H196ZM200 159H201V158H200ZM200 159H198V160H200ZM224 159H225V158H224ZM236 159H237V158H236ZM262 159H261V161H262ZM3 160H4V159H3ZM152 160H153V159H152ZM158 160H159V158H158ZM180 160H181V159H180ZM184 160H182V161L185 163ZM225 160H226V159H225ZM228 160L226 161V163L228 162ZM255 160H256V159H255ZM13 161H14V160H13ZM27 161H28V160H27ZM138 161H139V160H138ZM153 161H155V160H153ZM156 161H157V159H156ZM161 161H162V160H161ZM221 161H223V160H220V163H221ZM166 162H167V161H166ZM193 162H194V161H193ZM207 162H208V161H207ZM211 162H212V160H211ZM262 162H263V161H262ZM8 163H9V162H8ZM143 163H144V162H143ZM161 163H162V162H161ZM254 163H256V162H254ZM15 164H16V162H15ZM38 164H39V163H38ZM146 164H147V163H146ZM149 164H150V163H149ZM149 164L146 165V166H149ZM158 164H159V163H158ZM163 164H165V163H163ZM203 164H204V163H203ZM206 164H207V163H206ZM218 164H219V163H218ZM224 164H225V163H224ZM111 165H112V164H111ZM143 165H144V164H143ZM188 165L191 166L192 164H188ZM193 165H194V163H193ZM201 165H202V164H201ZM210 165H211V164H210ZM214 165H215V164H214ZM255 165H257V164H255ZM262 165L264 166V164H262ZM13 166H14V165H13ZM119 166H120V165H119ZM150 166H151V165H150ZM150 166H149V167H150ZM165 166H166V165H165ZM205 166H206L205 168H207L208 164L205 165ZM223 166H224V165H223ZM223 166H222V167H223ZM231 166H230V168H231ZM252 166H253V165H252ZM11 167H12V166H11ZM19 167H20V166H19ZM26 167H27V166H26ZM29 167H30V166H29ZM61 167H62V166H61ZM136 167H137V166H136ZM173 167H174V166H173ZM179 167H180V166H179ZM195 167L197 168V166H195ZM195 167H194V168H195ZM209 167H210V166H209ZM218 167H219V166H218ZM1 168L3 169L2 166H1ZM111 168H112V166H111ZM154 168H157V167H154ZM154 168H153V169H154ZM180 168H181V167H180ZM189 168L191 169V167H189ZM189 168H188V169H189ZM201 168H202V166H201ZM203 168H204V167H203ZM226 168H227V166H226ZM237 168H242V170H239V169H237ZM248 168H249V167H248ZM2 169H0V170H2ZM6 169H7V168H6ZM10 169H11V168H10ZM17 169H18V168H17ZM19 169H20V168H19ZM28 169H29V168H28ZM30 169H31V168H30ZM30 169H29V170H30ZM116 169H117V168H116ZM139 169H141V168H139ZM143 169H144V168H143ZM207 169H208V168H207ZM11 170H12V169H11ZM14 170H15V169L13 168V170H12L13 173L15 172ZM23 170H24V169H23ZM25 170H27V169H25ZM25 170H24V172H25ZM29 170H27L26 172H29ZM31 170H32V169H31ZM34 170H35V168L32 170V173H34V172H33ZM37 170L39 171L40 169H37ZM108 170H109V169H108ZM144 170H145V169H144ZM162 170H163V169H162ZM177 170H178V168H177ZM182 170L184 171V167H183ZM186 170H187V168H186ZM186 170H185V171H186ZM191 170H192V169H191ZM201 170H202V169H201ZM208 170H209V169H208ZM223 170H225V169H223ZM227 170H228V169H227ZM17 171H18V170H17ZM20 171H21V170H20ZM20 171H18V172H20ZM41 171H42V169H41ZM43 171H44V170H43ZM95 171L97 172L98 170H95ZM105 171H106V169H105ZM113 171H116V170L114 169ZM117 171H118V170H117ZM117 171H116V172H117ZM133 171H134V170H133ZM133 171H132V172H133ZM156 171H157V170H156ZM188 171H189V170H188ZM3 172H4V174H5V173H7V172H9V171L7 170V171H3ZM3 172H2V174H3ZM21 172H22V171H21ZM21 172H20V173H21ZM24 172H23V174L26 173V172H25V173H24ZM39 172H40V171H39ZM45 172H46V170H45ZM102 172H103V171H102ZM119 172H120V171H119ZM128 172H129V171H128ZM148 172H149V171H148ZM148 172H147V173H148ZM173 172H174V171H173ZM193 172H194V171H193ZM202 172H203V170H202ZM223 172H224V171H223ZM225 172H226V171H225ZM228 172H229V173H228ZM15 173H16V172H15ZM42 173H43V172H42ZM91 173H92V172H91ZM93 173H94V171H93ZM135 173L138 174L137 171H135ZM140 173H141V172H140ZM140 173H139V175H140ZM166 173H168V171H167V172L165 171V174H166ZM169 173H170V172H169ZM169 173H168V174H169ZM176 173H177V172H176ZM216 173H218V172H216ZM2 174H1V175H2ZM8 174H9V173H7V174H5V175H8ZM18 174H19V173H18ZM40 174H41V172H40ZM94 174H95V173H94ZM97 174H98V173H97ZM133 174H134V173H133ZM21 175H22V174H21ZM21 175H20V176H21ZM106 175H107V173H106ZM106 175H105V176H106ZM115 175H116V174H115ZM119 175H120V174H119ZM119 175H117V176H119ZM135 175H136V174H135ZM144 175H145V174H144ZM150 175H151V173H150ZM160 175H162V174H160ZM222 175H223V174H222ZM224 175H225V173H224ZM227 175H226V176H227ZM23 176H24V175H23ZM31 176H32V175H31ZM121 176H122V175H121ZM162 176H163V175H162ZM211 176H212V175H211ZM262 176H264V175H262ZM97 177H98V176H97ZM107 177H109V176H107ZM140 177H141V175H140ZM201 177H202V176H201ZM4 178H5V177H4ZM118 178H119V177H118ZM218 178H219V177H218ZM220 178H221V175H220ZM220 178L217 179V180H221ZM223 178H224V177H223ZM223 178H222V179H223ZM260 178H261V177H260ZM262 178H264V177H262ZM116 179H117V178H116ZM122 179H123V177H122ZM179 179H180V178H179ZM184 179H185V178H184ZM211 179H214V178H210V181H211ZM120 180H121V179H120ZM143 180H144V179H143ZM223 180H224V179H223ZM228 180H229V179H228ZM245 180H246V181H247V180H248V181L250 180V181H251V184H250L249 186H247V187H243L241 193H237V192H236L237 187L240 186V185H242V183H243ZM146 181H147V180H146ZM146 181H144V182H146ZM148 181H149V180H148ZM148 181H147V182H148ZM172 181H173V180H172ZM229 181H230V180H229ZM246 181H245V182H246ZM248 181H247V182H248ZM151 182H152V181H151ZM141 183H143V182H141ZM141 183H140V184H141ZM200 183H201V182H200ZM120 184H121V183H120ZM148 184H149V182H148ZM205 184L207 185V183H205ZM138 185H139V184H138ZM227 185H228V184H227ZM227 185H226V186H227ZM117 186H118V185H117ZM117 186H115V187H117ZM125 186H127V185H125ZM125 186H124V187H125ZM149 186H150V185H149ZM153 186H154V185H153ZM159 186H160V185H159ZM121 187H123V185H122ZM157 187H158V186H157ZM201 187H204V185L202 184ZM201 187H200V189H201ZM206 187H207V186H206ZM118 188H119V186H118ZM161 188H162V187H161ZM188 188H190V187H188ZM238 188H240V187H238ZM111 189H112V188H111ZM113 189H114V187H113ZM113 189H112V190H113ZM122 189H124V188H122ZM157 189H158V188H157ZM162 189H163V188H162ZM200 189H199V190H200ZM91 190H92V189H91ZM114 190H115V189H114ZM114 190H113V194L115 193ZM117 190H118V189H117ZM119 190H120V189H119ZM119 190H118V191H119ZM160 190H161V189H160ZM237 190H238V189H237ZM108 191H110V190H108ZM131 191H133V190L131 189ZM202 191H205V190H202ZM238 191H239V190H238ZM262 191H264V188H263ZM262 191H260V193H261ZM90 192H91V191H90ZM111 192H112V191H111ZM116 192H117V191H116ZM120 192H121V190H120ZM129 192H130V191H129ZM162 192H163V191H162ZM174 192H175V191H174ZM174 192H173V193H174ZM187 192H189V191H187ZM257 192H258V191H257ZM80 193H81V192H80ZM94 193H95V192H94ZM140 193H141V192H140ZM192 193H193V192H192ZM86 194H87V193H86ZM104 194H106V193H104ZM183 194H184V192H183ZM194 194H195V195H199V194H196V193H194ZM210 194H211V193H210ZM220 194H221V193H220ZM251 194H252V192H251ZM102 195H103V194H102ZM111 195H112V194H111ZM118 195H119V194H118ZM178 195H179V193H178ZM195 195H194V196H195ZM201 195H203V194H201ZM201 195H200V196H201ZM214 195H211V196H212V197H211L212 199H213V196H214ZM180 196H181V195H180ZM203 196H204V195H203ZM209 196H210V195H209ZM238 196H239V197H238ZM253 196H254V194H253ZM255 196H256V194H255ZM94 197H95V196H94ZM102 197H103V196H102ZM106 197H107V196H105V197H103V198H106ZM111 197H112V196H111ZM183 197H184V195H183ZM201 197H202V196H201ZM215 197H216V195H215ZM217 197H218V196H217ZM243 197H241V198H243ZM35 198H36V196H35ZM100 198H101V197H100ZM117 198H118V197H117ZM136 198H137V197H136ZM180 198H181V197H180ZM247 198H248V201H249V199H250L249 196H248ZM254 198H255V197H254ZM64 199H65V198H64ZM106 199H107V198H106ZM157 199H158V198H157ZM195 199H196V198H195ZM200 199H201V200H199V202H200V201L202 202V198H200ZM203 199H204V198H203ZM208 199H210V198H207V202H208ZM258 199H259V198H258ZM263 199H264V198H263ZM155 200H156V199H155ZM159 200H160V198H159ZM193 200H194V199H193ZM193 200H192L191 198H189V197H188V198H184V199H182L181 201H178V200H177V201H178V203L176 204V205H177V208L179 207L180 210L183 209V211H185V209L187 210V207H189L188 209H190V207L193 206V205H195L194 203H196V202H194L195 200H194V201H193ZM245 200H246V199H245ZM13 201H14V200H13ZM57 201H58V200H57ZM77 201H78V200H77ZM107 201H108V200H107ZM213 201H214V200H213ZM215 201H216V198H215ZM215 201H214V202H215ZM242 201H243V200H242ZM242 201H241V202H242ZM257 201H258V200H257ZM103 202H104V200H103ZM197 202H198V201H197ZM204 202H205V201H204ZM250 202H252V200H250ZM260 202H261V201H260ZM260 202H259V203H260ZM57 203H58V202H57ZM67 203H68V202H67ZM67 203H66V204H67ZM72 203H73V202H72ZM78 203H79V202H78ZM82 203H83V202H82ZM105 203H106V202H105ZM170 203H171V202H170ZM170 203H169V204H170ZM175 203H176V202H175ZM208 203H209V202H208ZM257 203H258V202H257ZM69 204H70V203H69ZM91 204H92V203H91ZM196 204H197V203H196ZM198 204H199V203H198ZM202 204H203V202H202ZM211 204H212V203H211ZM211 204H210V205H211ZM244 204H245V203H244ZM9 205H10V204H9ZM101 205H102V202H101ZM157 205L160 206V204H157ZM172 205H173V204H172ZM176 205H175V206H176ZM207 205H208V204H206V206H207ZM239 205H240V204H239ZM247 205H248V204H247ZM121 206H122V205H121ZM150 206H151V205H150ZM198 206H199V205H198ZM202 206H204V205H202ZM216 206H217V205H216ZM263 206H264V205H263ZM200 207H201V206H200ZM200 207H199V208H200ZM212 207H213V206H212ZM212 207H211V208H212ZM235 207H236V206H235ZM235 207H234V209H235ZM18 208H19V207H18ZM76 208H77V207H76ZM194 208L196 209V207H192V209H194ZM197 208H198V207H197ZM236 208H238V207H236ZM263 208H264V207H263ZM263 208H262V209H263ZM139 209H140V208H139ZM153 209H154V208H153ZM171 209H172V208H171ZM192 209H190V211H191ZM214 209H215V208H214ZM217 209H219V208H217ZM240 209H243V210L245 211V207H243V206L240 207ZM114 210H116V209H114ZM118 210H119V209H118ZM118 210H117V211H118ZM156 210H157V209H156ZM159 210H161V209L159 208ZM201 210H202V207H201ZM201 210H199V211H201ZM219 210H220V209H219ZM221 210H222V209H221ZM221 210H220V211H221ZM248 210H249V209H248ZM71 211H72V210H71ZM110 211H111V210H110ZM152 211H153V210H152ZM152 211H151V212H152ZM183 211H182V213H183ZM190 211H188L189 213L186 211V214H187L186 217H188V219L191 220V219H194L195 217H200V215H197L196 212H194V211H193V212H190ZM206 211H207V210H206ZM208 211H209V209H208ZM211 211H212V210H211ZM214 211H216V210H214ZM224 211H225V210H224ZM233 211H234V210H232L231 212H233ZM249 211H250V210H249ZM253 211H254V210H253ZM253 211H252V212H253ZM262 211H264V210H262ZM67 212H68V211H67ZM115 212H116V211H115ZM115 212H114V213H115ZM147 212H148V211H147ZM156 212H157V211H156ZM156 212H155V214H156ZM162 212H163V211H162ZM174 212H175V210H174ZM204 212H205V211H203V213H204ZM227 212H228V211H227ZM239 212H240V211H239ZM258 212H259V211H258ZM258 212H255V213H253L252 215L250 214L251 216L249 217V220H251V219H257V218L259 217V214H260V213H258ZM0 213H1V212H0ZM38 213H39V212H38ZM111 213H112V212H111ZM111 213H110V214H111ZM160 213H161V212H160ZM175 213L177 214L178 212H175ZM182 213H181V214H182ZM184 213H185V212H184ZM198 213H199V212H198ZM207 213H208V212H207ZM212 213H213V211H212ZM217 213H218V212H217ZM229 213H230V212H229ZM84 214H85V213H84ZM150 214H152V213H150ZM162 214H163V213H162ZM176 214H175V215H176ZM179 214H180V213H179ZM181 214H180V215H181ZM200 214H201V213H200ZM205 214H206V213H205ZM215 214H216V213H215ZM237 214H238V213H237ZM261 214H263V212H262ZM75 215H76V214H75ZM108 215H109V213H108ZM147 215H149V214H147ZM153 215H154V214H153ZM160 215H161V214H160ZM173 215H174V214H173ZM177 215H178V214H177ZM202 215H203V214H202ZM206 215H207V214H206ZM210 215H211V214H210ZM149 216H150V215H149ZM151 216H152V215H151ZM151 216H150V218H147V217H146V218H147V219H151ZM155 216H156V215H155ZM166 216H167V215H166ZM208 216H209V215H208ZM225 216H226V215H225ZM225 216H224V218H225ZM227 216H228V215H227ZM238 216H239V215H238ZM238 216H237V217H238ZM243 216H244V215H243ZM243 216H242V217H243ZM248 216H249V215H247V217H248ZM5 217H6V216H5ZM104 217H108V216H104ZM164 217H165V216H164ZM164 217H163V218H164ZM184 217H185V216H184ZM235 217H236V216H235ZM239 217H240V216H239ZM242 217H241V218H242ZM247 217H246V218H247ZM42 218H43V217H42ZM101 218H102V217H101ZM125 218H126V217H125ZM130 218H131V217H130ZM159 218H162V216L159 217ZM171 218H172V217H171ZM173 218H175V217H173ZM173 218H172V220H173ZM203 218H204V217H203ZM217 218H218V217H217ZM219 218H220V217H219ZM261 218H263V217H261ZM103 219H104V218H103ZM107 219H108V218H107ZM107 219H106V220H107ZM153 219H154V218H153ZM153 219H152V220H153ZM167 219H168V218H167ZM180 219H181V218H180ZM185 219H186V218H185ZM198 219H199V218H198ZM198 219H195V220L197 221ZM226 219H227V218H226ZM238 219H239V218H238ZM137 220H138V219H137ZM175 220H176V219H175ZM210 220H211V219H210ZM218 220H219V219H218ZM126 221H127V220H126ZM165 221H166V218H165ZM184 221H185V220H184ZM184 221H183V222H184ZM196 221H195V222H196ZM198 221H199V220H198ZM204 221H205V220H204ZM221 221H222V220H221ZM244 221H245V220H244ZM260 221H261V220H260ZM3 222H4V221H3ZM9 222H10V221H9ZM153 222H154V221H153ZM168 222L171 223V220L168 221ZM177 222H179V220H177ZM185 222H186V221H185ZM200 222H201V220H200ZM200 222H199V223H200ZM202 222H203V220H202ZM219 222H220V221H219ZM219 222H218V223H219ZM237 222H238V221H237ZM245 222H246V221H245ZM256 222H257V221H256ZM256 222H255V223H250V222H249L250 224L247 223L248 226H247V229L244 231V233H248V237H249V239L253 241V242H252V243H253V248H252V249L255 250V254H254V256H256V257L258 258V257H261L260 253H258V250H259V249H258V245H259V243H260V239H261V238H259V234H260V232H261L262 225L258 224L259 222H257V224H256ZM261 222H262V221H261ZM39 223H40V222H39ZM39 223H38V224H39ZM116 223H117V222H116ZM119 223H120V222H119ZM125 223H126V222H125ZM125 223H124V224H125ZM154 223H156V225H162V224H164L163 220H160V219L157 220V221H155ZM174 223L179 225L180 222H179V223H176V221H175ZM181 223H182V222H181ZM181 223H180V225H181ZM187 223H189V222H187ZM190 223H191V222H190ZM197 223H198V222H197ZM262 223H264V222H262ZM70 224H71V223H70ZM133 224H135V222H134ZM172 224H173V223H172ZM195 224H196V223H195ZM214 224H215V223H214ZM229 224H230V223H229ZM229 224H227V226H228ZM234 224H235V223H234ZM238 224H239V223H238ZM152 225H153V224H152ZM154 225H155V224H154ZM154 225H153V226H154ZM156 225H155V226H156ZM170 225H171V224H170ZM182 225H184V224L182 223ZM186 225H187V224H186ZM191 225H192V223H191ZM202 225H203V224H202ZM202 225H200V226H202ZM210 225H213V224H210ZM241 225H242V224H241ZM241 225H240V226H241ZM17 226H18V225H17ZM111 226H112V225H111ZM166 226H167V228H168V227H169V224H168V225L166 224ZM188 226H189V225H188ZM198 226H199V224H198ZM198 226H197V227H198ZM203 226H204V225H203ZM208 226H209V224H208ZM214 226H215V225H214ZM225 226H226V225H225ZM237 226H238V225H237ZM119 227H121V225H120ZM159 227H160V226H159ZM159 227H158V229H159ZM209 227H210V226H209ZM209 227H208V228H209ZM238 227H239V226H238ZM238 227H237V228H238ZM100 228H101V227H100ZM115 228H116V227H115ZM161 228H162V226H161ZM161 228H160V229H161ZM190 228H191V227H190ZM195 228H196V227H195ZM200 228H201V227H200ZM206 228H207V227H206ZM229 228H230V227H229ZM245 228H246V227H245ZM245 228H244V229H245ZM21 229H22V228H21ZM80 229H81V228H80ZM119 229H120V228H119ZM163 229H165V227H164ZM172 229H173V233H174V234H177V235L181 236L180 238H182V232H183V230L181 231V229H180V228H177V227H175V228L173 227ZM185 229H186V228H185ZM198 229H199V228H198ZM222 229H223V228H222ZM227 229H228V228H227ZM2 230H3V229H2ZM8 230H9V229H8ZM95 230H96V229H95ZM120 230H121V229H120ZM128 230H129V229H128ZM135 230H136V229H135ZM208 230H209V229H208ZM212 230H213V229H212ZM220 230H221V229H220ZM228 230H229V229H228ZM228 230H227V231H228ZM5 231H7V230H5ZM13 231H15V230H13ZM161 231H162V230H161ZM170 231H172V230H170ZM170 231H169V232H170ZM202 231H203V229H202ZM215 231H216V230H215ZM215 231H214V232H215ZM19 232H20V231H19ZM104 232H105V231H104ZM115 232H116V230H115ZM139 232H140V231H139ZM199 232H200V230H199ZM205 232H207V231H205ZM214 232H213V233H214ZM223 232H225V231H223ZM230 232H231V231H230ZM239 232H240V230L238 231V233H239ZM3 233H4V232H3ZM162 233H163V231H162ZM171 233H172V232H171ZM185 233H186V232H185ZM208 233H209V232H208ZM216 233H217V232H216ZM242 233H243V232H242ZM244 233H243V234H244ZM11 234H12V233H11ZM14 234H15V233H14ZM141 234H142V233H141ZM174 234H172V235L175 236ZM210 234H212V233H210ZM219 234H220V233H219ZM226 234H227V233H226ZM236 234H237V233H236ZM6 235H7V234H6ZM158 235H159V234H158ZM189 235H190V232H189ZM37 236H38V235H37ZM94 236H95V235H94ZM160 236H161V235H160ZM185 236H186V235H185ZM193 236H194V235H192V237H193ZM222 236H224V235H222ZM236 236H237V235H236ZM238 236H239V235H238ZM240 236H241V235H240ZM245 236H246V235H245ZM3 237H4V236H3ZM57 237H58V236H57ZM143 237H144V236H143ZM246 237H247V236H246ZM49 238H50V236H49ZM148 238H149V237H148ZM159 238H160V237H159ZM159 238H158L156 241H158ZM176 238H177V236H176ZM183 238H184V237H183ZM262 238H264V237H262ZM46 239H47V238H46ZM46 239H45V241H46ZM145 239H146V238H145ZM249 239H248V240H249ZM5 240H6V239H5ZM48 240H49V239H48ZM151 240H154V239H151ZM178 240H179V238H178ZM194 240H197V238L195 239V237H194ZM201 240H202V239H201ZM226 240H228V239H226ZM74 241H75V240H74ZM159 241H160V240H159ZM161 241H162V239H161ZM171 241H172V240H171ZM171 241H170V242H171ZM174 241L177 242L176 239H175ZM174 241H172V242H174ZM210 241H211V240H210ZM215 241H216V240H215ZM229 241H230V240H229ZM229 241H228V242H229ZM49 242H50V241H49ZM107 242H108V241H107ZM126 242H127V241H126ZM146 242H147V241H146ZM187 242H189V240H187ZM226 242H227V241H226ZM245 242H246V240H245V239H244V240L242 239V240H240V241L234 240L233 243H235V244L241 246V245L244 244ZM249 242H250V241H249ZM69 243H70V242H69ZM98 243H99V242H98ZM134 243H135V242H134ZM166 243H167V242H166ZM181 243H183V242L181 241ZM198 243H199V242H198ZM198 243H197V244H198ZM206 243H207V242H206ZM233 243H231V245H232ZM250 243H251V242H250ZM9 244H10V243H9ZM54 244H55V243H54ZM139 244H140V242H139ZM142 244H143V243H142ZM146 244H147V243H146ZM146 244H145V245H146ZM157 244H158V243H157ZM174 244H175V243H174ZM174 244H171V245H170V244H169V245L166 244V246H165V245L163 246V245H161V244L156 245V243L153 244V245L148 244L147 246H145V245L143 244L145 247H143V249L141 248L142 250L139 249V250H137V252L134 251L133 253H131V254L128 253V254H130V256H129V257H130V260H133L135 256L141 257V258L143 259V257H145V255H148V254H149L150 257L152 256V257H151L152 259H151L147 264H161V263H163L164 259L167 258V254H173V255H174L175 248L177 247V246H174ZM183 244H184V243H183ZM185 244H186V242H185ZM222 244L224 245V243H222ZM228 244H229V243H228ZM235 244H234V245H235ZM247 244H248V243H247ZM262 244H263V243H262ZM55 245H56V244H55ZM63 245H64V244H63ZM66 245H67V244H66ZM167 245H168V246H167ZM180 245H182V244H180ZM180 245H179V246H180ZM198 245H200V244H198ZM204 245H205V244H204ZM218 245H219V244H218ZM234 245H233V246H234ZM237 245H236V246H237ZM52 246H53V245H52ZM75 246H76V245H75ZM84 246H85V245H84ZM228 246H229V245H228ZM41 247H42V246H41ZM61 247H62V246H61ZM61 247H60V249H61ZM89 247H91V246H89ZM95 247H96V246H95ZM97 247H98V246H97ZM118 247H119V246H118ZM184 247H185V246H184ZM237 247H238V246H237ZM15 248H16V247H15ZM36 248H37V247H36ZM56 248H57V246H56ZM81 248H82V247H81ZM114 248H115V247H114ZM225 248L227 249V247H225ZM225 248H224V249H225ZM229 248H231V247H229ZM229 248H228V249H229ZM245 248H246V247H245ZM261 248H263V246H262ZM27 249H28V248H27ZM43 249H44V248H43ZM46 249H47V246H46ZM88 249H89V248H88ZM203 249H204V248H203ZM203 249H202V250H203ZM240 249H241V248H240ZM62 250H63V249H62ZM82 250H83V248H82ZM119 250H120V249H119ZM121 250L123 251V249H121ZM194 250H195V249H193V251H194ZM253 250H252V251H253ZM20 251H21V250H20ZM42 251H43V250H42ZM48 251H50V250H48ZM58 251H59V250H58ZM107 251H108V249H107ZM130 251H131V250H130ZM217 251H218V250H217ZM223 251H224V250H223ZM236 251H237V250H236ZM243 251H245V250H243ZM249 251H250V250H249ZM16 252H17V251H16ZM16 252H15V253H16ZM37 252H38V251H37ZM78 252H79V251H78ZM85 252H87V251H85ZM85 252H84V253H85ZM88 252H89V250H88ZM93 252H94V251H93ZM95 252H98V251H95ZM105 252H106V251H105ZM124 252H125V251H124ZM131 252H132V251H131ZM178 252H179V251H178ZM230 252H231V250H230ZM232 252H233V251H232ZM237 252H238V251H237ZM247 252H248V251H247ZM247 252H246V254H247ZM263 252H264V251H263ZM18 253H19V252H17V254H18ZM73 253H74V252H73ZM89 253H90V252H89ZM108 253H109V252H108ZM175 253H176V252H175ZM179 253H181V252H179ZM187 253H189V252H187ZM197 253H199V252L197 251L196 254H197ZM225 253H226V252H225ZM225 253H224V254H225ZM234 253H235V252H234ZM238 253H239V252H238ZM244 253H245V252H244ZM4 254H5V253H4ZM32 254H33V253H32ZM90 254H91V253H90ZM97 254H99V253H97ZM196 254H195V255H196ZM216 254H217V253H216ZM216 254H214V255H216ZM13 255H14V254H13ZM35 255H36V253H35ZM65 255H66V254H65ZM95 255H96V254H95ZM102 255H103V253H102ZM102 255H100V256H102ZM218 255H219V254H218ZM231 255H232V254H231ZM247 255H248V254H247ZM249 255H250V254H249ZM22 256H23V255H22ZM47 256H48V255H47ZM98 256H99V255H98ZM105 256H106V255H105ZM111 256H112V255H111ZM127 256H128V255H127ZM169 256H170V255H169ZM171 256H172V255H171ZM202 256H203V255H202ZM204 256H205V254H204ZM225 256H226V255H225ZM15 257H16V256H15ZM92 257H93V256H92ZM92 257H91V258H92ZM148 257H149V256H148ZM218 257H219V256H218ZM220 257H221V256H220ZM234 257H235V256H234ZM236 257H237V256H236ZM244 257H245V256H244ZM95 258H97V257H95ZM126 258H128V257H126ZM203 258H204V257H203ZM213 258H214V257H212L211 259H213ZM230 258H232V257H230ZM242 258H243V256H242ZM262 258H263V256H262ZM262 258H258V262H259V264H264L263 262H261V260H263ZM2 259H3V258H2ZM9 259H10V258H9ZM20 259H21V258H20ZM142 259H141V260H142ZM181 259H182V258H181ZM236 259H239V258H236ZM37 260H38V259H37ZM66 260H67V259H66ZM98 260H99V259H98ZM108 260H113V259H109V258H108ZM108 260H105V261H108ZM124 260H125V259H124ZM128 260H129V259H128ZM141 260H140V261H141ZM175 260H176V259H175ZM183 260H185V259L183 258ZM201 260H202V259H201ZM228 260H229V259H228ZM243 260H244V259H243ZM92 261H93V260H92ZM142 261H143V260H142ZM142 261H141V262H142ZM167 261H168V260H167ZM188 261H189V260H188ZM240 261H241V260H240ZM246 261H248V260H246ZM29 262H30V261H29ZM38 262H39V261H38ZM67 262H68V261H67ZM94 262L96 263V261H94ZM103 262H104V260H103ZM111 262H112V261H111ZM111 262L108 261L107 263H111ZM113 262H114V261H113ZM119 262H120V261H119ZM136 262H138V261H136ZM146 262H147V261H146ZM174 262H175V261H174ZM176 262L178 263L179 261L176 260ZM241 262H242V261H241ZM241 262H240V264H241ZM13 263H14V262H13ZM41 263H42V262H41ZM41 263H39V264H41ZM105 263H106V262H105ZM105 263H104V264H105ZM107 263H106V264H107ZM170 263H171V262H170ZM170 263H168V264H170ZM182 263L184 264V261H183ZM36 264H37V263H36ZM70 264H73V263H70ZM173 264H174V263H173ZM236 264H237V263H236Z\"/></svg>", "mask_w": 264, "mask_h": 264}]
</instances>
